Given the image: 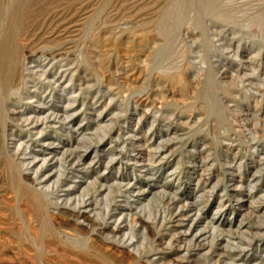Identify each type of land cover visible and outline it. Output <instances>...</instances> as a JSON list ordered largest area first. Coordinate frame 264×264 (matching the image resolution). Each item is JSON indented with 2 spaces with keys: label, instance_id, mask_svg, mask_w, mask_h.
<instances>
[{
  "label": "rangeland",
  "instance_id": "374dc122",
  "mask_svg": "<svg viewBox=\"0 0 264 264\" xmlns=\"http://www.w3.org/2000/svg\"><path fill=\"white\" fill-rule=\"evenodd\" d=\"M67 1L54 0L51 8L55 6L60 10L62 6L65 10L63 16H66V21L71 19L73 23L75 22L74 24L85 18V21H88L85 22L87 30H93L96 33L102 31L104 23H110L114 19L116 21L113 22L116 26L114 27L115 34L121 41L127 40L126 34L121 33L124 32V29L135 31L139 27V25L136 27L138 22L142 21V19L136 21L129 18L133 13L136 14L134 8L118 13L119 11L113 7L112 3L111 8L109 7L106 11L98 14L94 8L97 7V4L94 6L91 3H94V0H69L68 3ZM129 1L132 3L134 0ZM157 1L151 0L150 4ZM225 1L223 8L219 11L223 12L215 15V13L212 14L209 7L205 6L199 9L190 4L188 0H178L175 14L181 20L180 25L177 28L173 27V18L169 19L171 22L168 20L166 22V25L170 26L167 39L172 41L173 47L164 51V54L155 57L154 61L151 60L147 69H144L142 73L136 66H132L135 69L117 66L113 62L114 60H111L104 70L98 64L97 55L92 54L89 47L90 41L86 40V35L84 40L82 38L84 34L77 33L76 27H73L69 34L70 36L79 34L78 38L75 37L74 42L70 43L64 38L59 41L60 44L63 43L59 47L65 44L66 50L68 49L67 55H71V58L67 55L58 56L53 65L48 62L50 66L44 67L47 62L39 58L44 50V52L50 53L48 48L42 47L45 45H41L45 44L44 41H47L48 37H42L43 39L39 40L38 36H33L35 38L31 37L29 40L32 44L34 43L33 47L37 48L39 53L32 56L33 61L29 60L26 63L24 75L27 78V84H70L63 87L64 89L59 88L53 97H50V93L45 94V100L49 103L42 104V107L36 99H34L35 101L29 100V105L38 109L41 114L48 112L49 106L52 110L63 114L67 95H71L72 92V84L77 85L75 93L79 91V88L86 87L82 98L90 100V103L88 100L87 107L82 111L80 104H73L66 110V114L75 113L70 117L73 127L80 124V127L83 128L82 132L89 136L87 140L76 142L77 134L73 133L75 136L71 142L75 151H73V160L82 157L79 159L82 172L74 174L73 181L77 187L72 189V195L79 194L86 181H91L98 175L106 187L113 185L117 178L123 177L132 180L134 177L138 182L137 186L150 188L139 200L138 207L146 204L144 214L147 217L150 216L152 220L155 219V223L149 228V235H145V239L144 234L139 230L129 232L127 236V239L132 237L135 244L139 243V253L103 240L96 230H92L93 226L89 229L83 225L70 223V220L62 212L57 214L50 209L47 216L46 213L43 215L48 218V221L50 220L47 221L50 226L54 223L55 227L66 230L71 236L83 241L87 240L89 249L95 248L110 257L111 262L108 264H174V257H178L180 253L184 255L185 264H264V21L256 16L253 17L254 12L252 11L260 4L263 5L264 1L260 0L261 3L256 0L258 4L255 0H235L233 3L229 0ZM237 2L239 7L236 5ZM150 4H147L148 7L145 6V8L152 7ZM78 5L81 7L79 8ZM230 5L232 7H229ZM234 5L236 7H233ZM247 6H250V9ZM42 11L35 12L34 19L42 17L43 15L37 16V14H42ZM250 12L251 14H249ZM143 17V21L150 20L149 15ZM145 18L147 20H144ZM150 25V27H154L155 24L151 23ZM181 57L182 59H180ZM176 62L179 65H176ZM177 68L183 69L187 74H185V78L191 87L199 86L200 95L193 101L191 100V103L190 100L186 103L177 90L175 93L170 86L164 82L161 83L158 79L160 71H173ZM68 69L73 71L69 72L66 78L57 74L59 70L65 72ZM58 78L59 80L56 82ZM33 89L31 87V90ZM86 91L87 93L84 94ZM96 93L99 98H102V103H94L93 96ZM59 97H65V99L61 100ZM139 98H144V103H141L142 101L139 103ZM150 99L151 101H148ZM100 113L102 115L98 117ZM10 116H14V119L9 120V129L12 128L16 131L14 136L8 135L9 141H12L11 144H15V141L18 143L20 140L28 141V133L18 130V126L23 124L19 119L21 116L18 112H11ZM1 125H4L3 121ZM1 128L3 127L1 126ZM69 129L66 126L65 131H59L57 127V133L52 131L54 138L57 139L56 144L52 147L43 146L41 142L37 143V146H33L34 152L49 156L53 151L58 157H61L60 151L70 146L69 136L66 135L68 134L66 132H70ZM0 132L2 139L3 129H0ZM100 138L102 139L98 145L97 141ZM126 139V143L123 144ZM76 143L77 149L74 146ZM89 144H93L92 147L90 145V150L86 149ZM255 144L258 145L257 148ZM164 146H167L164 151L166 157L159 162L157 160L158 164L155 162L154 169L145 171L141 168V163L134 164L133 161H126L128 155L136 154L134 149L141 151L142 158L143 156L148 158L151 153L157 152L158 147ZM46 147L49 149L44 150L43 148ZM97 148L98 152L96 153ZM1 156L0 173H3L2 168L5 160ZM114 156L118 159L105 171L106 164L108 165L109 159ZM235 159L237 161H234ZM62 161L64 162L63 159ZM65 164L60 166L61 169H64ZM84 169L86 170L84 171ZM88 169L89 171H87ZM171 170L176 171L174 178L169 175ZM152 174L154 176L150 178ZM253 174L257 179L251 182L249 180ZM3 180L4 174H0V264H107L102 263L96 256L88 252V248L80 249L61 244L55 248L47 245L42 248L36 246L31 240V236H36L38 233L36 225L33 227L35 228L34 232L32 230L30 232L31 236L27 235L25 238L23 225L20 224L19 218L13 220V216L19 209H22L20 212L27 215H31L33 210H29L28 201L18 198L15 191L9 186L6 187ZM197 186H204L205 194L208 195L195 197ZM107 190L108 188L103 192V195ZM111 191L109 193L112 196L109 197H113V200L117 199L116 204L121 202L124 205L126 193H121L124 195L122 196L117 189L112 188ZM12 193L14 194L12 195ZM131 199L133 198L131 197ZM224 203H228V205L224 206ZM219 209L222 214L221 218L220 214H217L216 217L214 213ZM176 211L180 213H176ZM195 214L198 215V219L194 220V223L197 224L195 232L200 231L203 235L196 238L193 237V234H189L184 237L182 234L188 230L190 223H193ZM46 217L45 219H47ZM180 217L182 218L180 219ZM199 219L200 221H198ZM162 220L165 222L162 223ZM212 220H217V222H212ZM51 221L52 223H50ZM180 221L182 223H178ZM175 236L179 240L174 238ZM181 246L183 249L179 250L178 247ZM169 249L172 251L167 253L166 250ZM38 251H42L45 256L39 257ZM153 256L156 258L153 259Z\"/></svg>",
  "mask_w": 264,
  "mask_h": 264
},
{
  "label": "bare ground",
  "instance_id": "6f19581e",
  "mask_svg": "<svg viewBox=\"0 0 264 264\" xmlns=\"http://www.w3.org/2000/svg\"><path fill=\"white\" fill-rule=\"evenodd\" d=\"M53 1L54 0H0V129H3V137H2L3 141L0 138V155H2L4 157V160H5L4 166L2 165L3 166V168H2L3 173H0V174H4L3 183L6 185V187L7 186L11 187L13 189V191H15L14 193H16L17 197L21 198L22 201H23V199L28 201L27 205H28V207L30 206L29 210H33L32 214L30 212L31 215H27L25 213L20 212V211H22V209L21 210L19 209V211L15 209L16 213H14L13 220H16V218L17 219L19 218L20 224L23 225L22 228L24 229L25 234H26L25 238L27 237V235L31 236V233H30L31 230L34 232V230L36 228L38 233H36V236L32 235L31 240H32V243L38 247L42 248L43 246L47 245L48 247H54L55 248V246H60V244H61V245H67L70 247H75V248H80V249H87L88 245H89V242L87 240L83 241L81 239H77L74 236H71V234H69L66 230L59 228V227H55L56 225H53L54 223L52 224L53 226L49 225L48 222L50 220L48 221V218L46 216H47L48 212L50 211V209H52L57 214H59L60 212L65 214L67 216V218L70 220L69 222L72 224L74 223L76 225H83L84 227H87L89 229L93 226L94 228H92V230L93 229L96 230V233L103 240L111 242L112 244L116 243L117 245L127 247V249L129 248V250L132 252L139 253V251H140V250L138 251L139 243L135 244L133 238L129 236L130 239H127V236L129 234V232H134V231L139 230L142 232V234H144V239H145L146 238L145 235L148 234L149 228H151L152 227L151 225H153L155 223L154 222L155 219L152 220L150 218V216L147 217L144 214L146 206H147L146 204L145 205L142 204L141 206L138 207L139 200L141 199V197L143 195H145V192L147 191V189L149 187L143 188L142 186H137L138 182L134 179V177L132 180L131 179H125L123 177L117 178V180L114 182L113 185H111V186L108 185V187H106L105 183H102L100 181V178L98 177L99 176L98 175V176L94 177L91 181H86L85 186H83V188L81 189L79 194L72 195V193H73L72 189L77 187V184L74 183V181H73V178H75L74 174H76V173L79 174L82 172L81 171L82 169L80 167L81 162L79 160V159H82V157L79 158L78 160H73L74 159L73 153L75 152L74 147H72V144H71V142L74 140V137H75V136H73L74 135L73 133L77 134V137H76L77 141L76 142H78V140H87V139H89V136H88V134L86 135L82 132L83 128L80 127V124L76 127L75 126L73 127V124L70 121V117L72 115L74 116L75 113L74 114H66L67 113L66 110L73 104H80L81 105V107H80L81 111H82V109H85L87 107L89 99L86 100V98H82V93L84 92V89L86 87L85 88H83V87L79 88V91L77 93H75L77 91V88H76L77 85L76 84L71 85L73 87L72 92H71V95H67L68 96L66 98L67 103H65L66 105L63 108L64 109L63 114H60V112L57 110H52L51 106L48 107V109H49L48 112L41 114L38 112V109H35L31 105H29V103H30L29 100L35 101L34 99H36L42 107V104L49 103V101L45 100V96H46L45 94L50 93V97H53V96H55V92L57 90L59 91V88H63V87L65 88V87L69 86L70 84H65V85H63V84H27L28 81H27L26 76L24 75L25 74L24 69L26 67V63H28L29 60L33 61L32 56L38 52V49L33 47L34 43L32 44L31 42H29L31 37L38 36L39 40L43 39L42 37H48L47 41L44 38L45 44H41V45H45L42 47L48 48L50 50V53L48 54L47 52H44L45 51L44 50L43 52H41V55L39 56V58H42L44 62H47L46 64H44V67H45L46 65H48V62H51L50 65H53L58 56L67 55L66 51L68 49L66 50V48L64 46L65 44L63 45L64 47L63 46L59 47V45L63 44V43H61V44L59 43L60 40H63V38H64L66 41L71 43V42L75 41V37L79 36V34H84L82 38H84L86 35V40H89L90 44H91V45L89 44V47L91 48V50L93 52L92 54L95 53L97 55L98 64L104 70H105V68H107V66H108L107 64H109L111 60H114L113 62H115V64L117 66H126L128 68L129 67L132 68V66H136L137 69H139V72L142 73L144 71V69H147L146 67L149 66L151 60L154 61L155 57L161 55L162 53L164 54V51H168L170 48L173 47V45L171 43L172 41L170 42V40L167 39V34L169 32L168 29L170 26L166 25V22H167V20L169 21V19L173 18V22H174L173 27L177 28L178 25H180L181 20H179V16H177L175 14V6L177 5L178 0H159V1L156 0L157 2L154 4H152V2H151L152 7L148 8V9H146L145 6L147 4H150L151 0L150 1L149 0H147V1L134 0V1H132V3L130 1L128 2V0H94V3L91 2L92 5H94V6H95V4H97V7H94V8H96L95 10H96V12H98V14H99V12L101 13V12L106 11L107 9H109V7L111 8L112 3H113V7H115L116 10L119 11L118 13H120L121 11L125 12L128 9H130V10H133V8L135 9L136 14L133 13V15H130L131 17H129V18L135 19L136 21H140L142 19V21L138 22L139 24L136 25V27L139 25L138 29L136 28L137 30L134 29L135 31L131 32L128 28H126V29H124V32H121V33L126 34L127 40H125V41L119 40V37L116 36L115 30H114V27H116V26L114 25L115 23H113L116 21H114V19H113V21H111L112 20L111 19L110 23H104L102 31L100 33L93 32V30L88 31L86 24H85V22H88V21H85V18H84L87 16V14H85L86 16L83 15L84 19H82L81 22H77L76 24H74L75 22L73 23V20H71V19L66 21V16H63L65 14V10L62 8V6H61L60 10L56 9L55 6L51 8V6H52L51 4L53 3ZM68 1H67V3H68ZM89 1H87V2H89ZM188 1L190 4H192L193 6L199 8V9L202 7H205V6L209 7V9L213 12L212 14L215 13V15L217 13L219 14V13L223 12V11L222 12H219V11L221 8H223V5L226 2L225 0H188ZM229 1L233 3L235 0H229ZM257 1H256V3L258 4ZM261 1L263 2L264 0H261ZM251 2H253V1H251ZM260 2H259V4H260ZM54 3H56V2H54ZM81 3H82V1H81ZM64 4H66V3L64 2ZM82 4H84V3H82ZM234 4H236V3H234ZM80 5H78L79 8L81 7ZM231 5H233V4H231ZM231 5L229 7H232ZM236 5L239 7V3ZM253 5H254V3H253ZM146 7H148V6H146ZM233 7H236V6L234 5ZM247 7L250 9V6H247ZM49 8L51 9L50 11H49ZM73 8H74V6H73ZM44 9L46 10V12L43 13V11H45ZM69 9H72V8H69ZM255 9L252 10L254 12L253 17L256 16L260 20L264 21V2H263V5L260 4V6H258ZM40 10H43L41 12L42 14H37V16L43 15L42 17H40L42 19H40L39 17L38 18L36 17L34 19V17H35L34 13L35 12L37 13V11L39 12ZM95 10H93V11L95 12ZM108 11H110V10H108ZM71 12H72V10H71ZM81 14H83V13H81ZM90 14H92V13H90ZM249 14H251V12ZM69 15H70V13H69ZM75 15H77V14H75ZM144 15H149L150 20L149 21H143ZM220 15L223 16V14H220ZM73 17H74V15H73ZM90 18H91V16H90ZM257 18H255L256 21H257ZM144 20H147V19L145 18ZM189 21H188V23L190 24ZM169 22H171V21H169ZM135 23H133V24H135ZM151 23L155 24V25H153L154 27H150ZM87 25H89V23H87ZM155 26H157V27H155ZM73 27L74 28L76 27L77 33L79 32V34H77V35L72 34V36H70L69 35L70 30ZM121 27H122V29L124 28L123 25ZM122 29H120V30H122ZM34 38L35 37H33V39ZM78 40H80V39H78ZM84 40H85V38H84ZM72 44H75V43H72ZM72 44H68V45L71 46ZM69 50H71V49H69ZM88 52H89V50H88ZM47 54L50 56H48ZM67 56H69V55H67ZM69 57H66V58H69ZM94 58H95V60H97L96 57H94ZM180 59H182V57ZM178 60H177V62H179ZM63 61L65 63V60H63ZM177 62H176V65H179V64H177ZM152 64H153V62H152ZM50 65H48V66H50ZM62 66H63V62H62ZM100 66H98V67L100 68ZM109 67H110V65H109ZM178 67H180V66H178ZM52 68H55V67H52ZM181 68H182V66H181ZM181 68H177L173 71H170V70L169 71L168 70L160 71L158 74V79L161 81V83L164 82V84H167L168 86H170L174 92H175V90H177L179 92V94L181 95L182 100H185L186 103L189 100L191 103V100L193 101V99H195L196 97H199L200 89H198L199 86L197 88H196V86H195V88L191 87V85L187 82V80L185 78L186 73H184L183 69H181ZM69 69L65 70V72H61L59 70L57 74H59L60 77H62V78H66L69 75V72L73 71V70L70 71ZM117 69H119V68H117ZM132 69H135V68H132ZM27 70H29V69H27ZM134 73L136 74V72H134ZM48 76H50V75L48 74ZM58 80H59V78L56 79V82ZM196 83H197V81H196ZM90 86H92V85H90ZM31 87L34 88L33 89L34 91L31 90ZM92 88H94V86H92ZM89 90H90V88H89ZM173 91H172V93H173ZM86 93H87V91L84 94H86ZM141 94H145V93H141ZM146 94H147V92H146ZM87 95H89V94H87ZM91 97H92V95H91ZM59 98L61 100H62V98L65 99V97H59ZM145 98H147V97H145ZM143 99L139 98L138 102L142 101L141 103H144ZM93 100H94V103H102V101H103L102 98H99L97 93L93 96ZM110 100H112V99H110ZM148 101H151V99ZM31 103H33V102H31ZM89 103H90V100H89ZM62 106H63V104H62ZM163 109L165 110V108H163ZM11 112H18V114L21 116V118H19V117L18 118L21 119L23 124H22V126L19 125L20 127L18 126V130L28 133V136H27L28 141L20 140V141H18V143H17V141H15L16 142L15 144H11L12 141L11 142L9 141L8 135L14 136L15 132H16L12 128L9 129V127H10L9 126V120L14 119V116H10ZM78 112H80V111L78 110ZM101 115H102V113H100L98 115V117ZM2 121L4 122V125H1ZM15 125L17 126L18 122ZM1 126L3 128H1ZM66 126H68L70 128L69 129L70 132H66V133H68L66 135L69 136L68 139L70 140V144H69L70 146H68L67 148L65 147L64 149H62V151H60L61 157H58V155L56 153H54L53 151H51L49 156H45L44 154H37L34 152L33 146L36 145L37 143H40V142L42 143L43 146L47 145V146L53 147L54 144H56L55 141H57V139L54 138L52 131L57 133V131H58L57 127H58L59 131H65L64 129L66 128ZM100 126H101V124H100ZM100 126H98V127H100ZM119 129L121 130V128H119ZM10 130H11V132H10ZM0 137H1V134H0ZM130 138H131V136H130ZM101 139L102 138H100L97 141L98 145H99V142L101 141ZM184 139H186V138H184ZM118 140H119V138H118ZM126 141H127V139L125 141H123V144H125ZM132 142H133V140H132ZM93 144L87 145L86 149H89L90 145L92 147ZM76 145H77V143L74 145L75 148L77 149ZM162 145H164V144H162ZM257 146L258 145H256V148H257ZM124 147H122V148H124ZM166 147L167 146L158 147L157 152L153 153V154L151 153V156L148 158L147 157L144 158V156L142 158L141 151H139V149L138 150L134 149L135 150L134 152H136V154L132 155V156L128 155L127 156L128 160L126 158L125 159H126V161H129V162L133 161L134 164L141 163L142 164L141 168L144 169L145 171H148V170L154 169L155 162H157V160L159 162L164 157H166V154L164 153V151L166 150ZM43 149L45 150V149H49V148L46 147ZM95 152L96 153L98 152V148L95 150ZM255 152H256V150H255ZM40 156H41V158H40ZM75 156H76V154H75ZM125 156H126V154H125ZM78 157H80V156H78ZM120 157H122V156H120ZM234 157H236V156H234ZM62 159L64 160V162L63 161L61 162ZM116 159H118L116 156L111 157V159H109L110 161H108L109 162L108 165L106 164L107 167H105V171L110 168V165L112 163H114L116 161ZM236 159L234 161H237ZM126 161H125V163H126ZM158 162H157V164H158ZM2 163H3V160H2ZM63 163H66V164H65L64 169L62 168L63 169L62 170L60 166H64ZM67 163H68V165H67ZM237 165H239V164L237 163ZM174 169L176 170V168H174ZM85 170L86 169H84V171ZM175 170H171L169 173V175L172 178H174L176 175ZM87 171H89V169ZM153 176L154 175L152 174L150 176V178H153ZM118 179H120V180H118ZM256 179H257L256 175L253 174L249 181L254 182ZM107 188H108L107 192H105L103 195V192ZM112 188L114 190L117 189L118 193L120 192V194L126 193V195H125L126 198L124 199V201H125L124 205L121 204V202L119 204H116L117 199L113 200V197H109V196H112L109 193L112 190ZM213 188H216V186H213ZM113 192H115V191H113ZM14 193H12V195ZM164 193H165V191H164ZM206 194H205L204 186L203 187H198V186L196 187L195 197L205 196ZM121 195L124 196L123 194H121ZM131 197L133 199H131ZM21 199L19 201L20 203H21ZM119 200H121V199H119ZM119 200H118V202H119ZM239 200H240V198H239ZM17 202H18V200H17ZM19 202H18V204H19ZM148 203H150V202H148ZM191 203H193V202H191ZM227 205H228V203H224V206H227ZM122 206H124V207H122ZM148 208H151V207H148ZM220 211L221 210L219 209L216 212H214L216 214V217L218 216L217 214H220L219 217L221 218L222 214ZM177 212L178 211H176V213ZM45 213H46L45 217L47 219H45V217L43 216V215H45ZM178 213H180V212H178ZM180 216H181V214H180ZM188 216H190V214ZM188 216H186V217H188ZM182 217H180V219ZM193 217H194L192 220L193 223L192 224L190 223V225H189L190 227L188 228V230H186V232L184 234H182V235H184V237L189 235V234H193L194 235L193 237H196V238H197V236L202 237V235H203L202 232H200V231L195 232L197 224L194 223L195 222L194 220H196V218L198 219V215L193 216ZM216 217L214 216V218H216ZM178 218H179V216H178ZM174 220H176V219H174ZM64 221H66V219ZM198 221H200V219ZM214 221L217 222V220H214ZM214 221L212 220V222H214ZM219 221H221V220H219ZM164 222L162 220V223H164ZM169 222L171 223L170 220H169ZM50 223H52V221ZM64 223H66V222H64ZM178 223H182V222L180 221ZM20 224H18V225H20ZM10 225H12V224H10ZM34 225H36L35 228H33ZM176 225H177V222H176ZM166 226H167V224H166ZM170 226H171V224H170ZM20 228H21V226H20ZM20 231H21V229H20ZM155 237H157V236H155ZM174 238H177V236H175ZM167 242L169 243L170 241H167ZM178 248H179V250L183 249L182 246L178 247ZM66 249H68V248H66ZM171 249H172V247H171ZM171 249L166 250L167 253H170ZM87 251L90 252L91 254H93L94 256H96L97 259L99 261H101L102 263L105 262L108 264L111 262L110 257L104 255L103 253H101L99 250H97L95 248H90V249L88 248ZM38 252H39L38 255L40 254L39 257L40 256L43 257L44 253L42 251H38ZM68 252H70V250H68ZM76 254H73V255H76ZM181 254L182 253H180L178 257H174V261H173L174 264H185V261L183 258L184 255H181ZM186 254H188V253H186ZM155 258L153 256V259H155ZM147 259H148V257H147ZM151 260H149V261H151Z\"/></svg>",
  "mask_w": 264,
  "mask_h": 264
}]
</instances>
